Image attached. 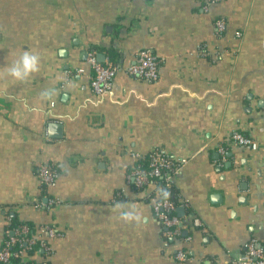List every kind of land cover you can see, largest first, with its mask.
I'll return each mask as SVG.
<instances>
[{
  "label": "crops",
  "instance_id": "1",
  "mask_svg": "<svg viewBox=\"0 0 264 264\" xmlns=\"http://www.w3.org/2000/svg\"><path fill=\"white\" fill-rule=\"evenodd\" d=\"M204 3L0 0V245L14 216L48 244L37 263L232 264L250 239L264 246V0ZM144 47L159 59L156 81L119 68L108 91L92 92L86 50L116 52L123 67ZM25 49L39 71L17 79L8 67ZM232 130L257 148L229 143ZM154 148L185 160L171 178L181 237L162 236L155 185L132 184V153ZM40 163L55 170L45 193ZM47 198L53 208L37 205Z\"/></svg>",
  "mask_w": 264,
  "mask_h": 264
},
{
  "label": "built area",
  "instance_id": "2",
  "mask_svg": "<svg viewBox=\"0 0 264 264\" xmlns=\"http://www.w3.org/2000/svg\"><path fill=\"white\" fill-rule=\"evenodd\" d=\"M217 1L218 0H205V3L202 5L203 10H206L209 4L216 3ZM225 27L226 23L222 17L215 19L214 32L217 36L222 35ZM240 34V31L236 32V36H240ZM201 52L205 53V49L202 48ZM85 53L91 66V73L89 76L90 88L92 92L96 94H103L111 88L112 80L119 68L123 69L128 75L147 82H154L158 78L159 59L152 49L148 47L139 49L135 53L134 60L123 67L117 63H113L107 58L99 60L93 49H88ZM229 143H236L252 149L258 146L255 140L239 130L231 131ZM217 149L219 153L223 154L226 150V145L218 143ZM132 155L135 158V162L131 166L129 174L136 189L144 188L145 185L150 181L153 182V179L157 177H162L164 182L171 181L173 175L185 161L184 159H180L179 161L174 160L159 148L149 150L146 155H140L136 152L132 153ZM145 156L147 163L144 166L140 160ZM54 175L55 170L52 165L40 163L37 169L40 185H48L51 183L54 179ZM154 185L158 191L159 185L155 182ZM54 203L55 200L53 198H47L46 201H38L37 205L51 209L54 207ZM150 207L159 224L164 228L162 236L178 237L182 230V220L176 212H174L176 204L169 199L167 195L159 193L158 197L151 201ZM192 223L195 226H202V221L197 217L192 219ZM28 231L29 225L26 223L16 225L12 228L5 227L4 238L0 245L1 263L9 264L11 257H19L21 264H36L32 258V254H28L27 250L32 249V245L36 240L46 249L48 248V244H46V241L43 239H36L34 235L26 236ZM39 231L44 232L49 238L57 235V231L52 225L39 227ZM16 243H23L24 246L18 247L16 245L17 247L13 248ZM175 258L183 262L187 258V255L183 249H178ZM232 264H264V246L257 245L254 239H250L245 243L242 255L234 260Z\"/></svg>",
  "mask_w": 264,
  "mask_h": 264
},
{
  "label": "trees",
  "instance_id": "3",
  "mask_svg": "<svg viewBox=\"0 0 264 264\" xmlns=\"http://www.w3.org/2000/svg\"><path fill=\"white\" fill-rule=\"evenodd\" d=\"M92 48V47H90ZM107 59L111 60L113 63H117L118 62V54L115 52H110L109 55H107ZM146 155V154H145ZM142 162V164L145 166L146 163H147V159H146V156L142 158V160H140ZM157 183L159 185V193H161L162 195H167L169 197V199H171L176 205L178 203V199H177V189L174 185V183L172 181H169V182H164L162 180V177H157L156 179H153V182L150 181L149 183L150 184H154ZM148 183V184H149ZM133 184V183H132ZM134 186V184H133ZM40 187L43 189L42 191L45 193V189H46V185H40ZM42 192V193H43ZM175 212V210H174ZM10 218V222L8 223V225H6V227H9V228H12V227H15L16 225H19V224H22V223H26L29 225V231L28 233L26 234V236H32L33 235V232L35 230V226L33 225L32 222L30 221H22V220H18L16 217L12 216V217H9ZM164 230V228H163ZM182 233V232H181ZM181 233L180 236L181 237ZM22 247L24 246L23 243H16L13 248L15 247ZM32 249L30 250H27V253L28 254H35V253H40L44 258L46 257L47 253H45L44 251L41 252L40 249H45L38 240H36L35 243H33L32 245ZM47 251V250H46ZM12 263V264H21V261H20V258L19 257H11V259L9 260V264ZM36 264H47V261H43V262H35ZM0 264H3L0 262Z\"/></svg>",
  "mask_w": 264,
  "mask_h": 264
},
{
  "label": "clouds",
  "instance_id": "4",
  "mask_svg": "<svg viewBox=\"0 0 264 264\" xmlns=\"http://www.w3.org/2000/svg\"><path fill=\"white\" fill-rule=\"evenodd\" d=\"M40 58L37 54L30 53L28 50H24L18 62H14L8 67V72L11 76L17 79H23L30 73L39 71ZM125 218H130L131 213H122Z\"/></svg>",
  "mask_w": 264,
  "mask_h": 264
},
{
  "label": "water",
  "instance_id": "5",
  "mask_svg": "<svg viewBox=\"0 0 264 264\" xmlns=\"http://www.w3.org/2000/svg\"><path fill=\"white\" fill-rule=\"evenodd\" d=\"M99 56L102 57V54L99 55ZM47 127H48V134L50 136H60V131L62 130L61 129L62 126H61L60 123H57V122H49L47 124Z\"/></svg>",
  "mask_w": 264,
  "mask_h": 264
}]
</instances>
